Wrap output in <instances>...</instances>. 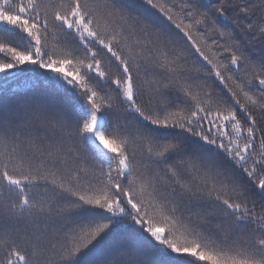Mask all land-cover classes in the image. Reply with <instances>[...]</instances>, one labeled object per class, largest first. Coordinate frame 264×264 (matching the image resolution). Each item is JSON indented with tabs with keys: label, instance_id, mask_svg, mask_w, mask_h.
Returning <instances> with one entry per match:
<instances>
[{
	"label": "snow or ice",
	"instance_id": "6c2138e0",
	"mask_svg": "<svg viewBox=\"0 0 264 264\" xmlns=\"http://www.w3.org/2000/svg\"><path fill=\"white\" fill-rule=\"evenodd\" d=\"M0 264H264V0H0Z\"/></svg>",
	"mask_w": 264,
	"mask_h": 264
},
{
	"label": "trees",
	"instance_id": "16d2710c",
	"mask_svg": "<svg viewBox=\"0 0 264 264\" xmlns=\"http://www.w3.org/2000/svg\"><path fill=\"white\" fill-rule=\"evenodd\" d=\"M17 84H20V86L23 87V83H22V82L18 81ZM38 87H39L40 89H45L47 86H46L43 82H41V83L38 85Z\"/></svg>",
	"mask_w": 264,
	"mask_h": 264
}]
</instances>
